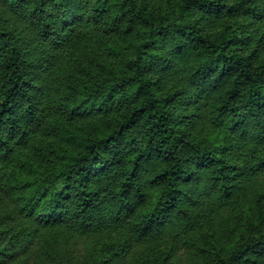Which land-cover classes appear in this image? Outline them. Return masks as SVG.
Returning <instances> with one entry per match:
<instances>
[{"label": "trees", "instance_id": "obj_1", "mask_svg": "<svg viewBox=\"0 0 264 264\" xmlns=\"http://www.w3.org/2000/svg\"><path fill=\"white\" fill-rule=\"evenodd\" d=\"M48 3L0 0V264H264V37Z\"/></svg>", "mask_w": 264, "mask_h": 264}, {"label": "clouds", "instance_id": "obj_2", "mask_svg": "<svg viewBox=\"0 0 264 264\" xmlns=\"http://www.w3.org/2000/svg\"><path fill=\"white\" fill-rule=\"evenodd\" d=\"M200 2L224 5L223 13L227 14L224 22L226 27L233 24L239 27L242 24L245 26V34L252 36L254 40L264 37V0H196V3ZM64 3L70 4L71 0H49L46 7L53 10L52 6H59ZM55 10L62 11L63 9L57 7ZM229 10L231 11L229 12ZM229 16L233 18L229 19ZM193 20L197 21L196 27L200 29L202 34H206L216 22L214 16L204 17L201 14L194 15Z\"/></svg>", "mask_w": 264, "mask_h": 264}]
</instances>
